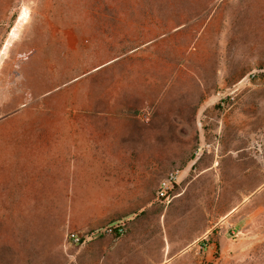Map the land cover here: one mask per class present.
Returning <instances> with one entry per match:
<instances>
[{"label":"crops","instance_id":"obj_1","mask_svg":"<svg viewBox=\"0 0 264 264\" xmlns=\"http://www.w3.org/2000/svg\"><path fill=\"white\" fill-rule=\"evenodd\" d=\"M157 5L153 34L111 36L109 15L95 31L76 21L48 39L9 33L0 264H170L264 187L252 168L237 172L250 160L239 135L264 131V0H211L195 14ZM114 64L123 76L111 79ZM243 86L246 109H223ZM173 171L171 200L159 198ZM116 223L119 239L66 241Z\"/></svg>","mask_w":264,"mask_h":264},{"label":"rangeland","instance_id":"obj_2","mask_svg":"<svg viewBox=\"0 0 264 264\" xmlns=\"http://www.w3.org/2000/svg\"><path fill=\"white\" fill-rule=\"evenodd\" d=\"M209 1L211 0H0V69L9 55L10 46L6 49L4 46L8 40L12 41L9 37L12 29L11 34L15 33L14 36L10 34L12 38L17 35V30L18 35L20 32H30L48 39L61 29L68 30L76 21L79 25L86 24L90 31L99 30L102 16L109 15V24L115 26L110 27L111 36L117 37L118 30L122 34L129 30L127 25H136V30L141 26V30L147 29L153 34V9L161 7L157 4H170L172 14L181 11L195 14L202 8L199 4ZM95 35L94 32L91 34L94 39ZM108 71L111 79L123 76L119 74L117 64ZM80 72L81 70H77V73ZM100 76L101 72H96L88 77ZM245 91L243 86L225 94L221 101H229L230 95H236V101L229 102V106L223 109H230L232 106L238 108V100L244 96ZM238 109H246V103H241ZM142 111L150 112V109ZM235 119L241 129H244L242 125H245L246 120L241 115H237ZM246 131L239 138L246 146L242 154L250 160L248 165L238 166V177L242 178L245 171L252 168L256 178L264 182V131L253 135ZM252 192L249 191V197L239 205L237 214L223 219L219 225H213L212 230L197 245L190 246L170 264H264V187ZM0 225H9L6 223V215H0Z\"/></svg>","mask_w":264,"mask_h":264},{"label":"built area","instance_id":"obj_3","mask_svg":"<svg viewBox=\"0 0 264 264\" xmlns=\"http://www.w3.org/2000/svg\"><path fill=\"white\" fill-rule=\"evenodd\" d=\"M256 75H251V78H254ZM236 95H230L229 97V101H226V99H224L223 101H221V106L222 107H227L229 106V102L235 103L236 101ZM141 119L143 120V122L148 123L150 120V112L149 111H142L141 114ZM258 147L261 148L260 145H258ZM178 182V172L177 171H173L170 172L167 177L161 181L160 185H159V189H158V197L159 198H165V199H170V194L174 191L175 186L177 185ZM168 199V200H169ZM126 233V228L124 226L123 223H116L113 225H110L106 228H104L103 230L100 231H96L94 233H68L66 235V241L69 244H72L74 246H81L83 245L85 242H87L89 239H91L92 236L94 235H101V234H108L110 236H112L114 239H119L121 237H123Z\"/></svg>","mask_w":264,"mask_h":264},{"label":"bare ground","instance_id":"obj_4","mask_svg":"<svg viewBox=\"0 0 264 264\" xmlns=\"http://www.w3.org/2000/svg\"><path fill=\"white\" fill-rule=\"evenodd\" d=\"M21 19H23V16H21ZM11 35H13V36H14V35H15V33L13 32Z\"/></svg>","mask_w":264,"mask_h":264}]
</instances>
